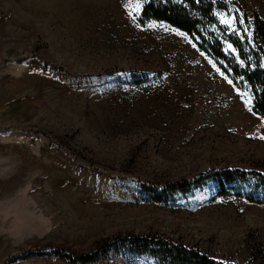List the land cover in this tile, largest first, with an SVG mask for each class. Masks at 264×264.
Listing matches in <instances>:
<instances>
[{
	"label": "rangeland",
	"instance_id": "1",
	"mask_svg": "<svg viewBox=\"0 0 264 264\" xmlns=\"http://www.w3.org/2000/svg\"><path fill=\"white\" fill-rule=\"evenodd\" d=\"M149 1L0 0V264H73L49 252L125 235L264 264V204L214 183L154 200L209 170L264 172V116L187 33L143 20ZM233 1L264 20V0ZM219 17L236 29L233 13Z\"/></svg>",
	"mask_w": 264,
	"mask_h": 264
},
{
	"label": "trees",
	"instance_id": "2",
	"mask_svg": "<svg viewBox=\"0 0 264 264\" xmlns=\"http://www.w3.org/2000/svg\"><path fill=\"white\" fill-rule=\"evenodd\" d=\"M220 11L235 15V30L221 21ZM142 17L143 20L166 22L187 33L237 87L250 89L253 111L264 116V20L259 15L252 23L248 10L233 0H158L145 3ZM226 42L232 49L227 48ZM144 79L147 80L148 76L133 78L130 82L140 83L146 81ZM208 183H214L219 195L264 204V172L240 167L217 168L190 179L168 183L162 186L164 194H158L154 200L164 201L176 192L187 193ZM32 253L43 255L47 252L29 251L12 257L11 261L26 259ZM49 253L61 254L73 264L94 262L110 254L143 255L151 259L152 264H236L159 235L117 236L101 243L94 253L72 254L58 250Z\"/></svg>",
	"mask_w": 264,
	"mask_h": 264
}]
</instances>
